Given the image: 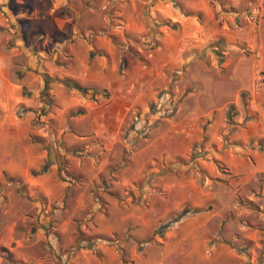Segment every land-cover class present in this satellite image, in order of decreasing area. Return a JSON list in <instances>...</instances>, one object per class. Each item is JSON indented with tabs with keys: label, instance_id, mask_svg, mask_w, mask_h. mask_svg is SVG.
<instances>
[{
	"label": "rangeland",
	"instance_id": "obj_1",
	"mask_svg": "<svg viewBox=\"0 0 264 264\" xmlns=\"http://www.w3.org/2000/svg\"><path fill=\"white\" fill-rule=\"evenodd\" d=\"M140 1L146 14L153 0ZM188 3L163 0L186 17H201ZM211 4L217 9L211 29L234 31L260 21L250 9L246 18L230 17L232 0ZM225 11L229 15L221 14ZM161 24L179 28L171 19ZM143 36L121 40L136 59L133 70L143 64L139 47L149 42ZM217 37L205 42V49L191 50L201 64L193 65L190 75L184 74L187 66L166 70L163 86L133 114L131 153L142 139L143 153L137 162L132 159L131 182L119 186V176L110 171L98 178L91 161L82 175L65 171L62 179L73 192L35 223L34 235L25 242L32 261L19 258L14 264H264V65L255 66L258 58L247 42ZM229 41L238 46L223 53L219 46ZM148 84L143 81V91ZM214 91L227 96L203 99ZM191 94L199 103H189ZM184 100L186 110L180 109ZM142 164L143 173L134 176ZM113 202L120 208L115 210L117 230L99 232L111 218ZM125 203H131L129 210ZM124 213L132 219L122 221ZM71 217L70 225L64 224ZM27 229L22 237H28Z\"/></svg>",
	"mask_w": 264,
	"mask_h": 264
},
{
	"label": "crops",
	"instance_id": "obj_2",
	"mask_svg": "<svg viewBox=\"0 0 264 264\" xmlns=\"http://www.w3.org/2000/svg\"><path fill=\"white\" fill-rule=\"evenodd\" d=\"M138 2L0 0V264H14L19 258L32 261L25 242L34 235L35 223L53 205L63 206L73 192L62 179L65 171L81 174L87 170L85 162L91 161L98 178L110 171L119 176L115 181L119 186L131 182L132 159L143 153V139L134 156L131 153L132 116L155 96L157 86H163L166 70L187 66L184 74L190 75L192 66L201 64L192 49H205L209 45L205 42L217 36L231 38L247 42L258 58L255 66L264 65V0H232L235 9L230 17L246 18L249 9L260 17L258 24L234 31L208 27L217 10L211 0H189L188 7L201 17H186L163 0H153L142 14ZM169 19L179 28L161 24ZM142 33L149 42L139 47L143 64L133 70L136 59L124 43L125 35ZM234 46L238 44L229 41L219 48L227 53ZM45 75L51 79L48 96ZM235 77L243 82L238 71ZM71 81L89 92L71 86ZM143 81L149 82L148 91H143ZM94 91L98 92L93 96ZM218 94L214 91L203 99L227 96ZM197 96L189 95V103H199L194 102ZM186 106L184 100L180 109ZM45 164L47 170L39 172ZM142 173L143 164L134 176ZM128 204L124 206L129 210ZM117 205L111 204V218L99 232H116ZM131 216L124 213L121 219L127 222ZM24 227L28 237L21 236Z\"/></svg>",
	"mask_w": 264,
	"mask_h": 264
},
{
	"label": "trees",
	"instance_id": "obj_3",
	"mask_svg": "<svg viewBox=\"0 0 264 264\" xmlns=\"http://www.w3.org/2000/svg\"><path fill=\"white\" fill-rule=\"evenodd\" d=\"M211 46L218 47V46L215 44V42H213V43L211 44ZM44 78H45L44 95L48 96V90H49L48 85H49L51 79H50V77H49L48 75H45ZM71 82H72V83H71V86H73V87H75V88L81 90L83 93L86 94V93L89 92V89H88L87 87H84V86L80 85L79 83H77V82H75V81H71ZM97 92H98V91H94V92L92 93L93 96H94ZM47 100L50 101L48 98H47ZM174 108L176 109V106H174ZM174 108H173V109H174ZM233 109H234V107L231 106V109H230V110H233ZM79 112H80V113H84L85 110H82V111H79ZM229 116H230V118H231V117H232V114L229 113ZM231 119H232V118H231ZM131 129H132V128H131ZM47 167H48V164H45L39 172H45V171L47 170ZM35 172H36V171H35Z\"/></svg>",
	"mask_w": 264,
	"mask_h": 264
}]
</instances>
